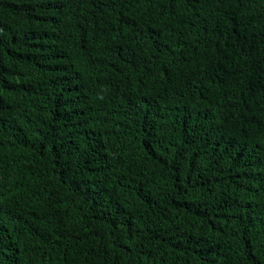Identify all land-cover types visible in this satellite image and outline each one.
I'll return each mask as SVG.
<instances>
[{"label":"trees","instance_id":"trees-1","mask_svg":"<svg viewBox=\"0 0 264 264\" xmlns=\"http://www.w3.org/2000/svg\"><path fill=\"white\" fill-rule=\"evenodd\" d=\"M0 264H264V0H0Z\"/></svg>","mask_w":264,"mask_h":264}]
</instances>
